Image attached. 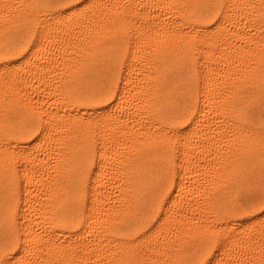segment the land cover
Instances as JSON below:
<instances>
[{"label":"snow or ice","instance_id":"6c2138e0","mask_svg":"<svg viewBox=\"0 0 264 264\" xmlns=\"http://www.w3.org/2000/svg\"><path fill=\"white\" fill-rule=\"evenodd\" d=\"M0 264H264V0H0Z\"/></svg>","mask_w":264,"mask_h":264}]
</instances>
